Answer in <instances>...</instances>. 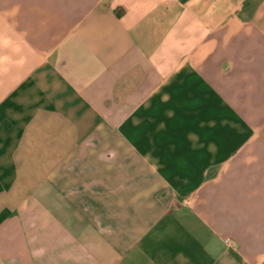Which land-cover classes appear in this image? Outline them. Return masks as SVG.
Instances as JSON below:
<instances>
[{
    "label": "crops",
    "instance_id": "obj_1",
    "mask_svg": "<svg viewBox=\"0 0 264 264\" xmlns=\"http://www.w3.org/2000/svg\"><path fill=\"white\" fill-rule=\"evenodd\" d=\"M0 264H264V0H0Z\"/></svg>",
    "mask_w": 264,
    "mask_h": 264
},
{
    "label": "built area",
    "instance_id": "obj_2",
    "mask_svg": "<svg viewBox=\"0 0 264 264\" xmlns=\"http://www.w3.org/2000/svg\"><path fill=\"white\" fill-rule=\"evenodd\" d=\"M226 245L233 246V243L229 239H224Z\"/></svg>",
    "mask_w": 264,
    "mask_h": 264
}]
</instances>
